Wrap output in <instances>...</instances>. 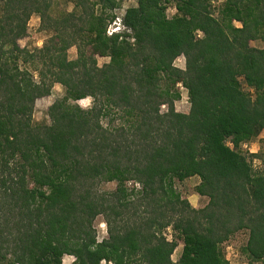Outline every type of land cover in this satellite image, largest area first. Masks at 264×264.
Returning a JSON list of instances; mask_svg holds the SVG:
<instances>
[{
	"label": "trees",
	"instance_id": "trees-1",
	"mask_svg": "<svg viewBox=\"0 0 264 264\" xmlns=\"http://www.w3.org/2000/svg\"><path fill=\"white\" fill-rule=\"evenodd\" d=\"M215 1L137 0L109 34L120 0L59 15L55 0H0V264H230L223 244L243 230L248 263H264V0ZM34 15L48 39L30 49ZM56 84L50 123H35ZM192 177L202 207L178 190Z\"/></svg>",
	"mask_w": 264,
	"mask_h": 264
},
{
	"label": "rangeland",
	"instance_id": "rangeland-1",
	"mask_svg": "<svg viewBox=\"0 0 264 264\" xmlns=\"http://www.w3.org/2000/svg\"><path fill=\"white\" fill-rule=\"evenodd\" d=\"M224 0H216L214 2V7L216 12L220 8L221 4ZM120 8L117 10L118 17L116 18V21H113L109 29L111 32L117 30L120 26V21L122 20V16L125 13L126 9L130 6H134L137 4V0H120ZM74 8V3L72 0H55L51 13L53 15H59L63 11H71ZM176 12L175 7L169 8V13L174 14ZM41 19L38 15H34L30 22H29V33L25 38H22L19 43L23 47H28L30 49H34L37 47H41L44 45L46 40L48 39V33L41 30ZM255 46L262 47L264 46V43L261 40H257L254 42ZM77 47L73 46L68 51V56L70 59H76L77 58ZM108 58H100V64H103L104 62L108 61ZM175 64L181 68L186 67V61L185 57L181 56L179 57ZM37 76L38 74L34 72ZM37 80H39V77H36ZM182 90V98L176 102V107L181 112L188 113L190 111V102L188 99L187 91L186 89L181 86ZM245 89L248 91L249 88L245 86ZM65 94V87L61 84H56L54 86V89L52 91V94L50 96L42 97L37 100L36 102V108L34 112V121L35 123H50V117L48 114V109L50 105L58 98ZM78 103L83 106L84 108H88L92 104V98L87 97L84 99H81L78 101ZM167 110V106H162V111L165 112ZM264 136V133L263 135ZM261 136V137H262ZM261 137L253 140L250 143L249 149H243V152L245 153H254L261 151ZM254 160L257 158H253ZM258 164L255 162L254 167L260 168L262 165L261 161L257 159ZM199 179L197 177H192L189 179H186L183 182H178L177 187L178 190H180L184 197L188 198L191 202V204L195 207H202L206 205L208 202V198L205 196L199 195L196 190L195 186L197 185ZM131 184V183H130ZM117 187V182H105L101 184L100 189L104 191H112L115 190ZM95 225L97 228V236L99 240L104 239L108 236V225L106 223V220L104 216L100 215L96 221ZM166 234L169 239H172V233L171 230H167ZM248 231L243 230L238 233H236L232 238L223 244L224 251L226 253V256L228 260L230 261V264H249L247 256L242 252V248L247 244L248 241ZM183 245L180 244L177 249L175 250V253L173 254V260L177 261L182 253ZM64 264H76V256L67 254L63 258ZM258 264H264L263 262H259Z\"/></svg>",
	"mask_w": 264,
	"mask_h": 264
},
{
	"label": "built area",
	"instance_id": "built-area-1",
	"mask_svg": "<svg viewBox=\"0 0 264 264\" xmlns=\"http://www.w3.org/2000/svg\"><path fill=\"white\" fill-rule=\"evenodd\" d=\"M108 33L109 34H111L112 32H111V30L110 29H108ZM229 144L233 147V144L231 143V142H229ZM249 146H250V143H243V145H242V147L244 148V149H249ZM252 153H254V151H252ZM259 163V162H257V159H255L254 160V163Z\"/></svg>",
	"mask_w": 264,
	"mask_h": 264
},
{
	"label": "clouds",
	"instance_id": "clouds-1",
	"mask_svg": "<svg viewBox=\"0 0 264 264\" xmlns=\"http://www.w3.org/2000/svg\"><path fill=\"white\" fill-rule=\"evenodd\" d=\"M124 28V25L122 24V20L120 21V26H119V28L117 29V30H115V31H120L121 29H123Z\"/></svg>",
	"mask_w": 264,
	"mask_h": 264
}]
</instances>
